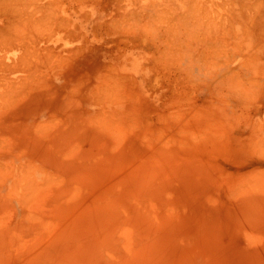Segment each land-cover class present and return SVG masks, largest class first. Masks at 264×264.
Here are the masks:
<instances>
[{
    "label": "rangeland",
    "instance_id": "rangeland-1",
    "mask_svg": "<svg viewBox=\"0 0 264 264\" xmlns=\"http://www.w3.org/2000/svg\"><path fill=\"white\" fill-rule=\"evenodd\" d=\"M116 261L264 264V0H0V264Z\"/></svg>",
    "mask_w": 264,
    "mask_h": 264
},
{
    "label": "bare ground",
    "instance_id": "bare-ground-1",
    "mask_svg": "<svg viewBox=\"0 0 264 264\" xmlns=\"http://www.w3.org/2000/svg\"><path fill=\"white\" fill-rule=\"evenodd\" d=\"M45 193H46V191H45ZM38 197H41V196L39 195ZM69 199H70V198H69ZM71 199H72V198H71ZM34 200H35V199H34ZM66 200H67V199H66ZM35 201H36L35 203L39 206V203H38L39 201H38V199L35 200ZM72 202H73V205L75 204V206H78V204L76 203V201H75L74 199H72ZM35 203H34L33 206H35V208H37L38 206H37ZM78 207H79V206H78ZM82 207H83L82 204H80V208H82ZM35 208H34V209H35ZM34 216H35V215H34ZM38 217H39V216H38ZM39 218H40V217H39ZM79 218H80L79 220H76L77 218H75V221H77V222L82 221L83 218H81V217H79ZM50 222H51V221H50ZM53 227H54V226H53ZM110 228H111V227H110V223H109V224L107 225V228H106L107 233H109ZM53 229H54V228H53ZM119 232H120V233H126V232H128V228H127V229L124 228V231H122V230L120 231V230H119ZM61 236H64V235L62 234ZM83 236H85V237H81L80 240L83 241V242H86V241H87V243H88V240H89L88 236H87V235H83ZM116 237H117L116 235H115V236H112L111 241H112V242L115 241V243L117 244V242H118L120 239H118V241L116 242L117 239H116V240L114 239V238H116ZM65 239H66V238H63L62 240H65ZM98 239H99V236H98ZM107 240H108V239H105L102 243H101L100 239L98 240V243H101V246H102V244L104 243V250L107 249V245L110 244V242H111L110 240H108V241H107ZM113 240H114V241H113ZM120 242H121V241H120ZM120 242H119V243H120ZM67 243H68V242L66 241L65 243H61V244H67ZM87 243H86L85 245H87ZM106 243H108V244H106ZM85 245H84V246H85ZM110 245L112 246V244H110ZM54 247H55V246H54ZM55 248H56V247H55ZM45 249H49V248H45ZM114 264H118L117 261H116ZM121 264H122V263H121Z\"/></svg>",
    "mask_w": 264,
    "mask_h": 264
}]
</instances>
